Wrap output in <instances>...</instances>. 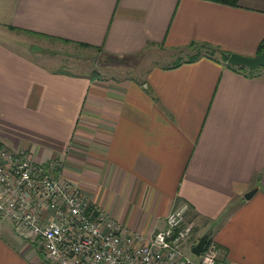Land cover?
Listing matches in <instances>:
<instances>
[{"label":"crops","instance_id":"0c3cea01","mask_svg":"<svg viewBox=\"0 0 264 264\" xmlns=\"http://www.w3.org/2000/svg\"><path fill=\"white\" fill-rule=\"evenodd\" d=\"M263 35L264 0H0V145L43 169L58 161L54 174L92 209L143 236L184 206L193 229L182 252L192 261L206 236L220 264H264L258 68L249 76L200 57L115 78L99 72L116 64L71 71L52 55L58 45L103 60L189 54L195 43L253 57ZM0 264L48 263L0 219Z\"/></svg>","mask_w":264,"mask_h":264},{"label":"built area","instance_id":"2783aa9c","mask_svg":"<svg viewBox=\"0 0 264 264\" xmlns=\"http://www.w3.org/2000/svg\"><path fill=\"white\" fill-rule=\"evenodd\" d=\"M56 168L38 167L24 151L0 145V219L21 239H34L48 264H220L209 240L196 261L184 256L193 229L184 206L164 217L163 229L143 236L92 209Z\"/></svg>","mask_w":264,"mask_h":264},{"label":"rangeland","instance_id":"374dc122","mask_svg":"<svg viewBox=\"0 0 264 264\" xmlns=\"http://www.w3.org/2000/svg\"><path fill=\"white\" fill-rule=\"evenodd\" d=\"M57 50L52 51V55H54V59L58 62L57 64L59 66H65L69 70H74L76 71V68H78V64L85 66L87 68L94 63L95 61L98 63H113L118 65L115 67V69H109L108 71H100L99 73L104 74H113L116 76L115 78H136L140 79L144 75V71L146 70L147 67H149L152 63H155L156 65L159 66H169L173 63L174 59L176 56H184V54L188 53L189 51H184L180 54H175L174 53H162L161 55L155 54V55H149L146 52L143 54H139L130 58H123V59H114V60H109L108 58H105L104 60L102 59L101 56H96V53L93 51L89 50H81L77 48H73V50L68 47H61L58 45ZM83 56V58H81ZM217 59V56H214ZM97 58V60H96ZM73 67H72V65ZM259 72H261L264 75V68L258 67ZM74 71V72H75ZM52 163L60 166L59 168H62V165L58 161H53ZM61 178H63L65 181L71 182L68 180L66 177H63L59 174ZM76 187V186H75ZM77 188V187H76ZM78 189V188H77ZM80 190V189H78ZM207 242V239H206ZM205 242V243H206ZM214 244V243H213Z\"/></svg>","mask_w":264,"mask_h":264},{"label":"trees","instance_id":"16d2710c","mask_svg":"<svg viewBox=\"0 0 264 264\" xmlns=\"http://www.w3.org/2000/svg\"><path fill=\"white\" fill-rule=\"evenodd\" d=\"M203 1H208V2H212L215 4H219V5H224V6H229V7H235L237 5L238 0H203ZM187 48L191 50V53L185 54L184 56L182 55L177 56L174 59L173 63L169 65L170 67H175L181 64L182 62H192L200 57H207L209 59H213L215 58L214 56L216 54H217L216 56L220 59L221 62L226 63V59L229 55L226 52L220 51L219 49L206 45V44L191 43L189 44V46H187ZM262 52H264V35H263V38L258 43V46L255 51V55H259ZM226 67L235 72L247 73L249 76H251L252 73L254 72V69L230 66L228 64H226ZM262 68H264V66Z\"/></svg>","mask_w":264,"mask_h":264},{"label":"water","instance_id":"95a60500","mask_svg":"<svg viewBox=\"0 0 264 264\" xmlns=\"http://www.w3.org/2000/svg\"><path fill=\"white\" fill-rule=\"evenodd\" d=\"M226 64L230 66H236V67H244L247 69H255L258 67H263L264 66V52L260 53L259 55H255L253 57H245V56H240L236 54H229L227 59H226ZM252 192H249L245 198H248ZM207 237L203 236L201 237L198 242L193 246L191 249V254L193 256H198L202 249L203 246L205 245Z\"/></svg>","mask_w":264,"mask_h":264}]
</instances>
